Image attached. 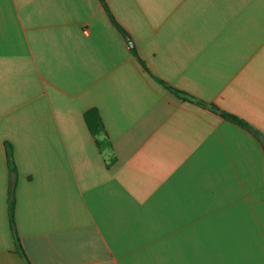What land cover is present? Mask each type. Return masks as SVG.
<instances>
[{"label":"crops","instance_id":"0c3cea01","mask_svg":"<svg viewBox=\"0 0 264 264\" xmlns=\"http://www.w3.org/2000/svg\"><path fill=\"white\" fill-rule=\"evenodd\" d=\"M105 2L0 0V264H264V0Z\"/></svg>","mask_w":264,"mask_h":264},{"label":"trees","instance_id":"16d2710c","mask_svg":"<svg viewBox=\"0 0 264 264\" xmlns=\"http://www.w3.org/2000/svg\"><path fill=\"white\" fill-rule=\"evenodd\" d=\"M102 7L104 8L105 12L107 13L111 23L117 28V30L123 35V36H126V32L117 24V22L115 21V19L113 18L112 14L110 13L109 9H108V6L105 2V0H99ZM158 83L162 84L164 87H166L170 92H172L173 94H175L177 97L183 99V100H190L188 97L187 94L183 93V92H180L168 85H166L164 82H162L161 80L157 79V78H154ZM203 106H205L206 108H211L212 110L214 111H218L217 108H215L214 106L212 105H207L205 103H202ZM220 115L226 119L227 121L231 122V123H234L238 126H241L247 130H249L264 146V141L262 140L261 136H259V134L254 131L252 128H250L244 121L232 116V115H229L227 113H224V112H220ZM84 119H85V122H86V125L91 133V135L93 137L96 138V136L100 135V134H103L104 132V128H103V124L98 116V114L96 113L95 110H90L89 112H87L85 115H84ZM8 148V155H7V159H8V162L9 164H12V157H11V153H12V148L10 145L7 146ZM14 197H13V188L11 187V190H10V199H9V219H10V226H11V231L13 233V237H14V241H15V248H16V252L17 254H19L20 256L22 257H25L24 256V252H23V249L20 245V242H19V239L15 233V227H14ZM25 260L27 261V259L25 258ZM27 264L28 261H27Z\"/></svg>","mask_w":264,"mask_h":264},{"label":"water","instance_id":"95a60500","mask_svg":"<svg viewBox=\"0 0 264 264\" xmlns=\"http://www.w3.org/2000/svg\"><path fill=\"white\" fill-rule=\"evenodd\" d=\"M127 40H128V42H129V44L131 45V42H130L129 38H127Z\"/></svg>","mask_w":264,"mask_h":264},{"label":"built area","instance_id":"2783aa9c","mask_svg":"<svg viewBox=\"0 0 264 264\" xmlns=\"http://www.w3.org/2000/svg\"><path fill=\"white\" fill-rule=\"evenodd\" d=\"M86 33V31H84Z\"/></svg>","mask_w":264,"mask_h":264}]
</instances>
